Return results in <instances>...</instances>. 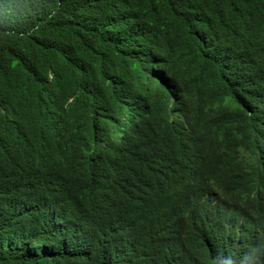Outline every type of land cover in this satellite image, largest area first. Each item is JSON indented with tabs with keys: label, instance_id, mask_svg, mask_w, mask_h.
<instances>
[{
	"label": "trees",
	"instance_id": "1",
	"mask_svg": "<svg viewBox=\"0 0 264 264\" xmlns=\"http://www.w3.org/2000/svg\"><path fill=\"white\" fill-rule=\"evenodd\" d=\"M0 264H264V0H0Z\"/></svg>",
	"mask_w": 264,
	"mask_h": 264
}]
</instances>
